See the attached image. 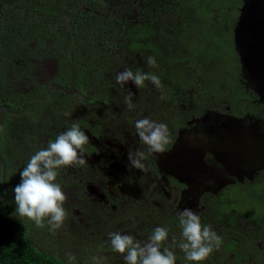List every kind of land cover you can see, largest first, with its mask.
Listing matches in <instances>:
<instances>
[{"label":"trees","instance_id":"obj_1","mask_svg":"<svg viewBox=\"0 0 264 264\" xmlns=\"http://www.w3.org/2000/svg\"><path fill=\"white\" fill-rule=\"evenodd\" d=\"M97 1L0 0V264H68L60 247L36 238L39 227L16 213L14 188L21 182L20 172L30 157L55 140L57 129L65 126L61 117L74 107L82 111L76 123L96 138L110 121L135 122L143 117L145 109L129 111L125 104L131 92L132 103L138 106L141 88L135 86L130 91L116 82L124 69L151 71L159 77L165 100L173 106L170 118L162 114L159 119H167L173 139L186 127L184 116L198 118L203 112H212L264 118V105L241 85L234 29L243 0H166L168 3L158 6L160 17L143 24L118 19L97 8ZM146 1L144 8L149 10L152 2ZM163 15H173L180 23L169 27V23H161ZM123 42L127 43L126 52L118 53ZM148 56L156 58L157 67L147 65ZM47 60L54 62L56 72L45 79L41 63ZM191 88L199 89L198 100L191 102V111L179 115L175 105ZM149 89H145L146 94ZM93 152L91 144L85 146L86 157ZM73 169L80 172L72 174L74 182L87 176L80 167L68 171ZM68 171L61 170L56 182L65 186ZM202 199L201 223L222 238L219 251L203 264H264V167L252 181L234 180L215 194L203 193ZM119 208L121 212L123 208ZM92 209L99 214L97 206ZM105 210L109 211V224L116 212ZM146 212L144 224L133 237L144 241L156 227H165L169 243L173 236L179 243L177 214L168 209ZM144 216H148V223ZM108 224L102 236L91 229L85 235H73L68 242L76 250L89 244L99 249L110 240L109 233L115 232ZM102 251L114 259L109 246ZM174 251L176 264H195L187 261L178 247ZM113 261L125 264L124 260Z\"/></svg>","mask_w":264,"mask_h":264},{"label":"rangeland","instance_id":"obj_2","mask_svg":"<svg viewBox=\"0 0 264 264\" xmlns=\"http://www.w3.org/2000/svg\"><path fill=\"white\" fill-rule=\"evenodd\" d=\"M146 2V0H134V2L119 4L115 0H98L95 6L109 11L129 24H143L153 17H160L157 14L158 6L161 3H168L166 0H151L150 6L152 7L148 10L144 8ZM163 17L161 23L167 22L170 24L169 27L174 23H180L178 19L173 18V15L167 17L163 15ZM234 40L238 43L236 50L239 60L242 62L243 59L245 60L241 66V85L248 93L258 97L257 103L264 104V0H243L240 17L234 29ZM126 47L127 43L119 44L117 52H126ZM171 51L175 53L177 50L173 46ZM41 71L44 78L48 79L55 74L56 66L50 60L43 61ZM124 87L130 91L135 89V85L131 82ZM149 87L152 91L149 89L150 93L146 94L145 89ZM145 89L141 87L139 90L138 106H136L145 109L142 118L148 117L167 124V119L160 117V121L159 116L165 114L167 118H170L173 106L168 105L165 99L161 100L159 98L161 93L152 85H146ZM198 91V88H191L182 94L174 108L179 115L186 114L193 109L191 102L198 100ZM145 104L151 107L147 109ZM81 114L82 111L74 107L61 117V122L65 123V126L58 128V133L66 131L67 126L73 122L76 123ZM193 135L195 138L190 139ZM88 137L89 144L95 146L98 154L86 157L89 166L86 165L83 171L86 170L84 172L87 177H78V181L74 182L72 174L78 176L80 172L76 169L71 171L62 169V171H68L66 185H61L67 196L64 204L67 218L64 224L53 232L50 231V226L45 221V226L39 227L34 236L47 241L51 247H60L65 254L71 253L75 256L77 264H115L113 260L123 261V256L114 252V259L111 261V254L102 251L107 246L112 249L110 240L106 245H100L99 249L97 247L94 249L89 244L76 250L72 248L73 244L68 242L69 239L76 234L82 236L90 233L91 229H96L97 235L102 236V231L107 229L109 221V211L105 208L112 205L108 201L111 197L117 196L122 202L131 201V206L134 205V201L138 203L137 206L129 207V214L124 213V218L131 219V221L121 218L120 208L111 207L116 214L112 215L109 227L115 229L116 233L131 236L145 222L142 217L147 213L146 208L140 206L143 198H155L154 192L163 197L162 199L167 198L171 202L176 198L179 201L181 197L172 192L173 190L171 191L166 177L156 181L154 175L149 172L151 168H147L148 173H146L130 167L129 148L143 150L145 155H149L146 147L136 136L135 122L113 120L106 124L100 137L95 138L91 135ZM172 146L168 152L163 154L166 164L169 165L171 161L180 162L186 169L184 172L188 171L192 179L198 178L195 182L191 180L188 183L189 188L183 195V199L187 200L185 206L182 205L176 211L178 213L179 210L187 207L200 214L201 208L198 205L199 201L200 204L204 202L203 193L215 194L224 186L233 183L234 180L252 181L258 171L264 167V118L246 117L234 120L207 112L202 119L193 120L192 124L180 133L178 140ZM152 156L156 160L160 154ZM144 163L147 166L146 161ZM193 173L196 175H192ZM60 174H62L61 171ZM82 196L86 197L85 200H81ZM95 206L99 214L92 209ZM169 206L167 209H170ZM123 209L126 211L128 207L123 206ZM144 217L148 223V216ZM131 225L134 226L133 229Z\"/></svg>","mask_w":264,"mask_h":264},{"label":"clouds","instance_id":"obj_3","mask_svg":"<svg viewBox=\"0 0 264 264\" xmlns=\"http://www.w3.org/2000/svg\"><path fill=\"white\" fill-rule=\"evenodd\" d=\"M146 63L149 67H157L153 56H148ZM116 82L121 86L131 82L137 88L145 87L146 82L150 83L161 93L159 98L166 99L161 80L151 71L138 69L134 72L126 68L117 74ZM132 97L131 92L125 97L129 111L136 107L132 103ZM135 133L149 155L163 154L169 145L175 143L167 124L148 117L135 121ZM193 138L194 135L190 137ZM89 143L88 135L78 123L73 122L54 141H50L46 148L30 157L20 172L21 182L14 188L16 213L20 217L27 218L37 227H44L47 221L53 232L62 227L67 218L64 207L67 196L56 182L57 177L62 169L88 165L85 146ZM145 159V151L129 148L128 161L131 168L147 172ZM177 215L181 228L179 243L175 236L169 243V230L165 227H156L144 241L113 232L109 233L113 251L123 256L125 264H176L174 250L178 247L187 261L203 264L214 251H219L222 238L211 226L203 225L200 215L193 209L185 207ZM66 259L68 264H74L75 256L67 253Z\"/></svg>","mask_w":264,"mask_h":264},{"label":"flooded vegetation","instance_id":"obj_4","mask_svg":"<svg viewBox=\"0 0 264 264\" xmlns=\"http://www.w3.org/2000/svg\"><path fill=\"white\" fill-rule=\"evenodd\" d=\"M206 113L203 112L202 115L200 117H198V118H195V117H192V118L190 117L189 118L188 116H184L185 118H187L186 127L185 128H181L180 130H178L177 136L174 139V141L176 142V140H178L180 133L183 132V130H186L187 127L192 124L193 120L196 121V120L202 119L205 116ZM216 115H219V114H216ZM219 116H226V117L234 119V120H241V119L246 118V117H255V116L250 115V114H245L243 117H240V118L230 117L228 115H219ZM93 147L95 149V152L89 154V157H92V155L98 154V151L96 150L95 146H93ZM172 147L173 146H171L165 152H168ZM163 154H160V156H158L156 160H154L152 155H148V156L146 155V159L144 160L147 163L146 167L147 168H151V171H149V172H151L154 175L156 181H158L159 179H161L163 177H166L167 182L169 183L171 191L173 190L172 192H175L177 196L180 195L181 199L178 201V199L176 198V199H174L171 202V200H168L167 198H166V200L162 199L163 197H160L156 192H154L153 194H154L155 198H151V199L150 198H143L142 201H141V205L140 204L139 205L143 206L144 208H146L145 211H147V209H148V210H150V212H153V211L158 212L161 209H163V210L167 209L168 206L170 205L169 206L170 209H168V211L174 212L175 214H177L176 209L181 207L182 205L185 206V202L187 201L186 199H183V195L185 194V190H187L189 188L188 183L191 180H194L193 182H195L198 178L195 177L194 179H192L193 177L190 175V173H187L188 171L184 172V171H186V169L183 167V164H181L180 162L171 161L170 164L167 165L166 162H165V159L163 160ZM80 169L83 171V167H80ZM146 173H148V172H146ZM192 175H196V173H193ZM80 177L81 178H85L87 176L82 175ZM114 200L116 201L117 205L113 203ZM163 200H165V201H163ZM108 201L113 205V206L112 205L107 206L108 209H111V207L112 208H114V207L116 208V206L118 208H119V206H121V208H123V206L124 207H128V209H126V211H125V209L121 210L120 215H121V218L123 220L131 221V219H125L123 214L125 212L129 214L130 213L129 207L132 208L133 206H137L138 205V203H136V201H134V205L133 206H131V201L130 202H125V201L122 202L119 199V197H117V196H115L114 198H112V197L109 198ZM127 203H129V205ZM198 207L199 208H203L202 204H200V201H199ZM122 215H123V217H122ZM133 216H136V215H133ZM121 222H123V221H121ZM133 224H134V222H133ZM132 226L133 225H131V227Z\"/></svg>","mask_w":264,"mask_h":264},{"label":"crops","instance_id":"obj_5","mask_svg":"<svg viewBox=\"0 0 264 264\" xmlns=\"http://www.w3.org/2000/svg\"><path fill=\"white\" fill-rule=\"evenodd\" d=\"M236 45H238V43H236ZM244 56V55H243ZM243 63H245V60L243 59Z\"/></svg>","mask_w":264,"mask_h":264},{"label":"water","instance_id":"obj_6","mask_svg":"<svg viewBox=\"0 0 264 264\" xmlns=\"http://www.w3.org/2000/svg\"><path fill=\"white\" fill-rule=\"evenodd\" d=\"M235 44H236V42H235ZM242 63H243V62L240 60V64H241V66H242Z\"/></svg>","mask_w":264,"mask_h":264}]
</instances>
